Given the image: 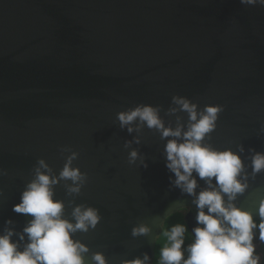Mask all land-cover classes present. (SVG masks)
Listing matches in <instances>:
<instances>
[{
	"label": "water",
	"instance_id": "obj_1",
	"mask_svg": "<svg viewBox=\"0 0 264 264\" xmlns=\"http://www.w3.org/2000/svg\"><path fill=\"white\" fill-rule=\"evenodd\" d=\"M174 95L200 109L223 106L204 143L241 155L248 187L235 203L260 221L264 170L253 173L252 157L264 153V6L241 0H0V234L12 228L16 240L32 219L13 209L38 161L58 177L77 153L72 167L87 175L86 183L70 194L72 181L60 180L54 198L64 202L69 219L77 205L99 210L95 229L74 234L90 249L87 264H95V253L108 264L147 253L153 264L164 220L184 209L191 231L198 210L193 197L172 183L167 140L147 127L129 133L117 114L140 103L161 105L166 126L175 127L177 116L186 126V113L167 114ZM132 150L139 153L134 163ZM198 184L197 192L206 187L199 178ZM140 224L151 233L133 237Z\"/></svg>",
	"mask_w": 264,
	"mask_h": 264
},
{
	"label": "clouds",
	"instance_id": "obj_2",
	"mask_svg": "<svg viewBox=\"0 0 264 264\" xmlns=\"http://www.w3.org/2000/svg\"><path fill=\"white\" fill-rule=\"evenodd\" d=\"M241 3L264 6V0H241ZM162 111L161 105L140 103L117 114L120 127L127 128L129 133L147 127L158 131L161 139L167 140L165 163L174 176L170 179L175 187L193 197L198 210L197 226L191 231L184 223L163 231L166 242L159 249L158 264H259L261 257L253 241L256 237L254 230L259 229V239L264 245V201L259 208L261 219L257 223L252 212L235 203L238 195L248 187L244 182L247 175L241 155L231 149L221 151L204 143L216 129L223 106L208 104L200 109L190 98L174 95L167 114L186 113L188 117L185 126L177 116L175 127L166 126ZM139 142L137 138L136 143ZM77 155L72 153L67 158L58 177L44 159L38 161L35 178L27 184L21 202L13 209L32 219L16 240L13 238L17 233L12 228H5L0 234V264H87L85 254L90 249L74 239V234L95 229L101 220L99 210L77 205L69 219L65 216L64 202L54 198V186L60 180L72 181L68 186L70 194H79L86 183L87 175L72 167ZM138 157V151L132 150L129 162L134 163ZM252 167L254 174L264 170V153L252 157ZM198 178L206 184L199 192ZM182 211L185 214V210ZM151 231L149 225L140 224L132 229V236H147ZM186 236L191 243L185 246ZM92 259L95 264H108L103 253H95ZM123 264H150V257L145 253L142 258L125 260Z\"/></svg>",
	"mask_w": 264,
	"mask_h": 264
},
{
	"label": "trees",
	"instance_id": "obj_3",
	"mask_svg": "<svg viewBox=\"0 0 264 264\" xmlns=\"http://www.w3.org/2000/svg\"><path fill=\"white\" fill-rule=\"evenodd\" d=\"M257 223H259L260 221L258 219H255ZM178 223H185L184 221V213L182 210H178L174 213H171L163 222V231L166 229H170V227L172 225L178 224ZM163 231L161 233V235L157 238V242H156V248H155V259L153 264H158V258H159V249L162 246L163 243L166 242V238L163 237ZM191 243V239L187 238L186 236V244L185 246Z\"/></svg>",
	"mask_w": 264,
	"mask_h": 264
},
{
	"label": "rangeland",
	"instance_id": "obj_4",
	"mask_svg": "<svg viewBox=\"0 0 264 264\" xmlns=\"http://www.w3.org/2000/svg\"><path fill=\"white\" fill-rule=\"evenodd\" d=\"M254 231L256 232V237L253 242L256 245L257 254H259L261 257L259 264H262L264 263V245H261L262 241L259 239V229Z\"/></svg>",
	"mask_w": 264,
	"mask_h": 264
}]
</instances>
